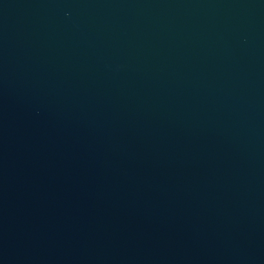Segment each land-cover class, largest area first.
<instances>
[{
  "label": "water",
  "instance_id": "1",
  "mask_svg": "<svg viewBox=\"0 0 264 264\" xmlns=\"http://www.w3.org/2000/svg\"><path fill=\"white\" fill-rule=\"evenodd\" d=\"M0 264H264V0H0Z\"/></svg>",
  "mask_w": 264,
  "mask_h": 264
}]
</instances>
